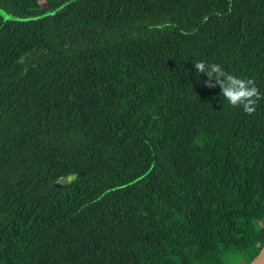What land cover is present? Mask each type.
I'll list each match as a JSON object with an SVG mask.
<instances>
[{
	"label": "trees",
	"instance_id": "trees-1",
	"mask_svg": "<svg viewBox=\"0 0 264 264\" xmlns=\"http://www.w3.org/2000/svg\"><path fill=\"white\" fill-rule=\"evenodd\" d=\"M0 11L11 17L0 15V264L255 259L264 98L247 114L194 64L264 97V0H0Z\"/></svg>",
	"mask_w": 264,
	"mask_h": 264
},
{
	"label": "clouds",
	"instance_id": "clouds-1",
	"mask_svg": "<svg viewBox=\"0 0 264 264\" xmlns=\"http://www.w3.org/2000/svg\"><path fill=\"white\" fill-rule=\"evenodd\" d=\"M171 27L172 25H167ZM197 73L205 74L208 79L204 82L205 87L213 88L219 86L221 94L233 107H241L247 114L255 112L257 101L264 98L261 96L255 82L251 79L239 78L226 72L219 64H208L198 61L194 64ZM215 80V84L212 80Z\"/></svg>",
	"mask_w": 264,
	"mask_h": 264
},
{
	"label": "rangeland",
	"instance_id": "rangeland-1",
	"mask_svg": "<svg viewBox=\"0 0 264 264\" xmlns=\"http://www.w3.org/2000/svg\"><path fill=\"white\" fill-rule=\"evenodd\" d=\"M72 178H67V179H63L60 181V184H65L68 183ZM218 261L217 257H216V253H212L209 254L208 256H206L205 258H203L200 264H219V262H215L214 260Z\"/></svg>",
	"mask_w": 264,
	"mask_h": 264
},
{
	"label": "water",
	"instance_id": "water-1",
	"mask_svg": "<svg viewBox=\"0 0 264 264\" xmlns=\"http://www.w3.org/2000/svg\"><path fill=\"white\" fill-rule=\"evenodd\" d=\"M4 19H11L5 12L0 11ZM250 264H264V247Z\"/></svg>",
	"mask_w": 264,
	"mask_h": 264
}]
</instances>
